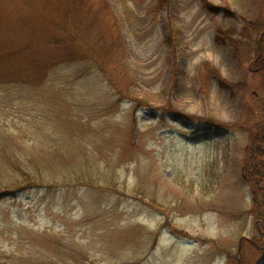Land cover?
I'll return each instance as SVG.
<instances>
[{
  "label": "rangeland",
  "instance_id": "rangeland-1",
  "mask_svg": "<svg viewBox=\"0 0 264 264\" xmlns=\"http://www.w3.org/2000/svg\"><path fill=\"white\" fill-rule=\"evenodd\" d=\"M72 1L0 0V264H264V0Z\"/></svg>",
  "mask_w": 264,
  "mask_h": 264
},
{
  "label": "trees",
  "instance_id": "trees-1",
  "mask_svg": "<svg viewBox=\"0 0 264 264\" xmlns=\"http://www.w3.org/2000/svg\"><path fill=\"white\" fill-rule=\"evenodd\" d=\"M202 3H203V6L205 8H208L209 10L212 9V6L210 4H208L206 2V0H202ZM79 8H80V5L79 4H76V0H73L70 4L67 3V5L65 7V10H64V13L69 14V13H71L73 11L78 10ZM58 26H60L62 28V30L64 32L63 34H65L67 36V39L69 38V42H70V45H71L69 48L67 46L66 59H70L71 55H78L79 53L81 55V51H82V49H81L82 48L81 42L80 41H77L74 38L73 35L71 36V32L68 30L67 25L65 23H62V24L60 23ZM213 72L216 75H219L218 72H216L215 70H213ZM201 123H204V122H201ZM23 178H24V181L25 182H28L29 181V177L26 174L23 175Z\"/></svg>",
  "mask_w": 264,
  "mask_h": 264
}]
</instances>
